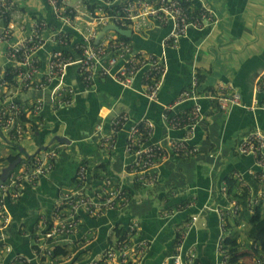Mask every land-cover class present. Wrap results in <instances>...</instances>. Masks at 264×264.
Wrapping results in <instances>:
<instances>
[{"label":"crops","instance_id":"crops-1","mask_svg":"<svg viewBox=\"0 0 264 264\" xmlns=\"http://www.w3.org/2000/svg\"><path fill=\"white\" fill-rule=\"evenodd\" d=\"M202 5L215 13V20L202 29L190 28L177 47L163 45L171 25L153 22L144 33L132 32L129 43L135 52L155 53L165 62L166 71L154 101L144 96L142 72L131 87L120 85L112 77H101L86 87L76 64L69 65L63 76L65 83L75 90L70 105L53 106L50 88L16 94L17 101L26 105L37 97L44 101L40 116L35 117L43 126L30 132L21 141L20 149L31 155L53 145L59 154L53 170L36 183L25 185L17 203L8 206L10 221L6 225L0 223V244L9 247L7 260L19 254L29 258L31 264H39L33 254L31 231L37 229L41 219L51 217L60 194L73 187L78 166L85 161L92 170L121 183L129 202L94 214L81 209L77 233L55 244V248L69 250L67 257L58 256L57 262L53 259L51 263L68 264L69 258L80 262L99 256L117 233L136 221L140 226L139 237L149 243L140 264H170L167 258L174 251L178 230L197 216L188 229L184 248L194 246L200 264H221L217 249L220 218L207 206L228 204L230 197L224 191L228 177L238 182L239 189L264 192V184L253 177L259 170L255 157L239 151L241 141L250 132L264 133V84L256 93L257 78L264 71V0H194L192 3L194 9ZM19 6L27 20L43 18L57 28L68 30L72 38L81 37L71 26L57 20L44 0H19ZM93 24L97 36L101 25ZM13 38L18 40V33ZM53 47L46 43L38 51L39 57L46 59ZM5 49V45L0 46V64L9 67L12 63L6 61ZM196 72L203 77L196 100L202 105L203 118L191 143L199 152L193 157L174 156L160 162L154 169L158 183L143 187L125 172L132 160L124 151L127 127L118 133L116 147L107 151L98 140V126L108 131L117 114H126L131 121L153 120L156 124L153 140L182 138L184 131L168 129L161 115L168 107H172V112H181L194 104V100L177 102L181 93L192 86ZM219 86L238 92L242 105L220 110L208 97ZM10 154L16 151L0 138V157ZM10 164L0 162V175ZM244 227H247L244 223L237 225L234 218L230 219L227 237L235 236L244 245ZM254 258V253L243 247L236 259L238 264H253Z\"/></svg>","mask_w":264,"mask_h":264},{"label":"built area","instance_id":"built-area-1","mask_svg":"<svg viewBox=\"0 0 264 264\" xmlns=\"http://www.w3.org/2000/svg\"><path fill=\"white\" fill-rule=\"evenodd\" d=\"M51 14L62 23L71 26L81 34L79 39L70 36V32L51 25L47 20L32 17L27 20L19 6V0H0V46L5 45L6 61L12 63L5 67L0 64V136L6 132L7 140L25 139L26 130L20 117L27 113L39 117L44 101L37 97L32 104L26 105L17 101L18 92H41L50 88L51 103L55 107L70 105L74 100L73 86L65 83L64 74L67 67L76 64L78 74L86 87H91L101 77H112L120 85L131 87L139 73L142 72L144 96L149 101L157 99L165 74V62L162 57L146 51L135 52L129 42L118 38L113 32H106L98 43H95L96 25L114 23L133 32L144 33L153 22L170 26V34L164 39L165 47H177L180 39L190 28L202 29L215 20V13L202 5L197 9L192 7L194 0H128L118 4V0H90L98 4L97 17H93L86 8L85 0H44ZM119 6V7H117ZM84 11H83V10ZM11 15L5 24L2 18ZM89 17V19H87ZM18 33L19 39L14 40ZM46 43L54 47L46 59L42 60L38 51ZM12 68L15 77L13 82L7 79V71ZM264 84V71L257 78L256 93ZM229 88V87H228ZM224 86L208 94L220 110L227 111L233 106L242 105L241 95ZM200 85L197 73L192 86L181 93L177 103L194 100L187 110L172 112L168 107L161 115L162 122L168 129H182V138L167 137L153 140L156 124L149 118L131 121L126 114H117L108 131L98 126V140L107 151L116 147L118 133L127 127V137L124 151L132 157L126 165L127 172L133 180L143 187H154L158 183V174L154 172L157 165L174 156L189 158L195 156L199 149L191 143L195 136L197 125L203 118L202 105L196 100L200 96ZM253 109L256 105L251 106ZM264 108V97L262 101ZM16 131L15 133H12ZM11 133L14 135L12 136ZM240 153L253 155L259 170L253 177L264 183V133L254 130L243 138L239 145ZM55 147L47 146L30 156L27 164L22 160L8 172L4 181L0 182V216L4 225L9 223L8 200L18 201L25 185L34 184L46 176L53 168L58 157ZM27 159L22 156L20 159ZM18 165V166H17ZM79 183H83L86 195L73 201L70 199L69 214L60 211L64 197H60L49 219H41L36 229L35 244L40 252L34 251L39 264H53V249L63 238L77 233L81 222L80 210L86 213H100L106 209L121 207L129 202L126 188L113 180L104 177L93 180L92 168L80 163L76 171ZM99 182V185H95ZM82 191L78 189V192ZM226 192V186L224 188ZM66 196V195H65ZM81 196V194H80ZM264 203V192L256 193L249 198V204ZM219 214L221 234L217 249L221 255V264L229 263V254L224 248L227 221L240 214L242 206L237 199H229L227 205L212 208ZM197 216L191 222H186L178 230L173 253L167 258L170 264H200L194 246L184 248L188 229L193 226ZM140 226L133 222L127 230L110 242L101 255L71 264H140L149 247L147 240L139 237ZM55 243L51 246V243ZM9 247L0 246V264H31V260L23 255H15L7 260ZM51 258V259H52ZM56 259V258H54ZM69 258L68 260H71ZM67 260V261H68ZM58 264V263H56ZM254 264H264V256L254 260Z\"/></svg>","mask_w":264,"mask_h":264},{"label":"trees","instance_id":"trees-1","mask_svg":"<svg viewBox=\"0 0 264 264\" xmlns=\"http://www.w3.org/2000/svg\"><path fill=\"white\" fill-rule=\"evenodd\" d=\"M85 4H86L87 11L92 16L97 17L98 14L96 11L98 8V4H96V1L91 3L89 0H85ZM117 7H119V6H117ZM10 19H11V15L8 13L2 18V21L5 24H7L8 21H10ZM69 34L71 36V33H69ZM117 35H118V38H120L121 40H124L126 42L130 41L129 37H125V36H122L119 34H117ZM12 70H13L12 68H9L7 71V79L10 82H13L14 77H15V74ZM196 73H197V76L199 79V84H200L203 82V80H202L203 77L200 73H198V72H196ZM20 121H21V123L24 124V128L26 130L25 138L30 132L36 130L37 128H40L41 126H43V124L40 122V120L35 119V117H33V115H31V116L27 115V113H25L24 115H22L20 117ZM15 132L16 131H13L12 133H15ZM2 133H4L3 136L7 135L6 132L2 131ZM12 133H11V135L14 136ZM3 136H0V138H2L3 141H8V145L13 150L16 151V154H10V155H7L5 157H0V162H4V163L7 162L10 164V163L19 159V162H18L19 166H20V162L22 160H24V162L29 164V162H30L29 160L32 158V157L30 158V156H32V154L30 155V154L26 153L24 150L20 149L21 141H19L16 138H12L10 140H7ZM50 146L52 147L53 145H50ZM44 148L45 147L41 148L40 150H43ZM55 148L57 149V147H55ZM36 153H34V154H36ZM58 154H59V151H58ZM22 156H26L27 159H25V158L20 159ZM56 161L57 160L54 161L53 168L55 166ZM82 163H84L87 166H90L88 164V162L83 161ZM53 168H52V170H53ZM92 173H93V180H95V181L101 180L104 177H111L107 174H100L99 172H96L94 170H92ZM77 178H78V174L75 173V175L73 177V184H74L73 187L69 191L62 192L59 196V197H61V196L64 197V199L62 200V204L60 206V211H63V213L69 214L70 209H71L70 199H72L75 202L78 199H80L81 197L86 195V189L83 188V183H81L79 185L78 181L76 180ZM81 188H82V191H80L76 194L77 190L81 189ZM226 188H227L226 194L230 198H236L238 200L239 204L242 206L240 214L238 216L234 217V221L236 222L237 225L244 223L248 227V231H247L248 243H247L246 247L254 253V256L256 258L263 257L264 256V240L261 239L260 235L262 234V232L264 230V203L259 202L258 204L251 206L249 204V198H250V196H253L256 193H253L252 190L249 192L248 189H239L238 182L235 179H233V177H228L226 179ZM22 192H23V190H22ZM80 194H81V196H80ZM128 197H129V195H128ZM7 202H8V206H10L11 204L17 203V201L14 202L12 200H8ZM1 222L4 225V221H3L2 217L0 216V223ZM80 224H81V222H80ZM79 228H80V225H79ZM122 233H124V232L120 231V233H117V234L119 236ZM35 237H36V229L34 231V228H33L31 231V241H32V245H33L34 256L36 254L34 251L40 252V248L35 244ZM49 242L51 243V241H49ZM54 244L55 243H51V246ZM0 246H2V244H0ZM243 247H245V246L242 245V243L239 242L238 238L235 236H230V237H227L225 239L224 248L227 251V253L229 254V257H230L229 263L230 264H238L237 259H236L237 254L241 251V249H243ZM4 249H6V247H4ZM53 250H54L53 251V258L51 257L52 259L50 258V260L53 261V259L56 258V262H57L58 256L62 255V256L67 257V254L69 252V250L61 249V248H55ZM66 262H68V264H71L73 262V260L71 259V260H68ZM60 264H62V263H60Z\"/></svg>","mask_w":264,"mask_h":264},{"label":"water","instance_id":"water-1","mask_svg":"<svg viewBox=\"0 0 264 264\" xmlns=\"http://www.w3.org/2000/svg\"><path fill=\"white\" fill-rule=\"evenodd\" d=\"M114 31L115 33L125 36V37H131L132 35V30L131 29H125L122 28L114 23H108L107 25H104L103 27H101L98 35L95 38V43H98L101 38L105 35V33L107 31ZM19 160V159H18ZM18 160L12 162L10 165H8L1 173L0 175V182H2L3 180H5V178L7 177L8 172L15 166V164L18 162Z\"/></svg>","mask_w":264,"mask_h":264},{"label":"rangeland","instance_id":"rangeland-1","mask_svg":"<svg viewBox=\"0 0 264 264\" xmlns=\"http://www.w3.org/2000/svg\"><path fill=\"white\" fill-rule=\"evenodd\" d=\"M83 10V9H82ZM84 11V10H83ZM94 23V22H93ZM107 32H113L114 34H116L114 31H107ZM34 154H32V156H33ZM247 231H248V227H244V228H242V232H243V234L245 235V247H246V245H247V243H248V234H247ZM260 237H261V239L262 240H264V230H263V232H262V234L260 235Z\"/></svg>","mask_w":264,"mask_h":264},{"label":"clouds","instance_id":"clouds-1","mask_svg":"<svg viewBox=\"0 0 264 264\" xmlns=\"http://www.w3.org/2000/svg\"><path fill=\"white\" fill-rule=\"evenodd\" d=\"M93 17H94V16H93ZM87 19H89V17H88ZM99 26H100V25H99ZM101 27H103V26L101 25ZM101 27H100V29H101ZM116 34H117V33H116ZM256 181H257V180H256ZM257 182H258V181H257ZM259 183H260V182H259ZM262 184H264V183H262ZM261 192H263V191H261ZM257 193H259V192H257ZM229 199H230V198H229ZM231 199H236V198H231ZM233 218H234V217H233ZM231 219H232V218H231ZM229 220H230V219H229ZM229 220H228V221H229ZM228 221H227V223H228ZM189 222H191V221H189ZM185 223H186V222H185ZM124 232H125V231H124ZM119 236H120V235H119ZM119 236H117V237H119ZM225 236H226V238H227V225H226ZM117 237H116V238H117ZM116 238H115V239H116ZM115 239H114V240H115ZM197 254H198V253H197ZM169 256H170V255H169ZM169 256H168V257H169ZM255 259H257V258L255 257L254 260H255ZM141 261H142V260H141ZM198 261H199V258H198ZM140 263H141V262H140ZM253 264H254V261H253Z\"/></svg>","mask_w":264,"mask_h":264}]
</instances>
